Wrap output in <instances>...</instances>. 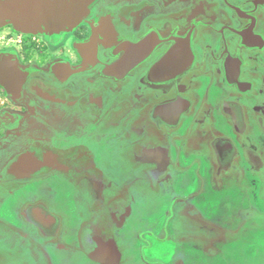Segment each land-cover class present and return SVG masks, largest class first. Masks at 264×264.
Returning <instances> with one entry per match:
<instances>
[{
    "label": "flooded vegetation",
    "instance_id": "flooded-vegetation-1",
    "mask_svg": "<svg viewBox=\"0 0 264 264\" xmlns=\"http://www.w3.org/2000/svg\"><path fill=\"white\" fill-rule=\"evenodd\" d=\"M34 1L0 0V264H264V0H45L39 10ZM104 20L112 30L98 31ZM121 32H159L162 48L148 46L147 59L125 62L131 66L119 77L109 69L121 99L92 109L101 115L86 119L59 107L54 93L35 92L40 74L86 65L82 43ZM193 35L196 55L187 54L193 58L181 72ZM171 50L178 51L169 56L172 70L155 73ZM109 53L100 55L110 65ZM224 74L232 86L222 85ZM160 82L166 92L184 83V96L198 97L179 126L167 109L144 126L143 101L156 97ZM131 105L140 112L136 127ZM132 149L141 162L179 165L173 179L141 194ZM79 151L98 172L99 189L86 193L69 170L57 169L70 167V157L79 169ZM101 207L114 218L130 212L115 233L124 253H108L116 258L107 263L75 250L89 212ZM62 211L82 217L68 223ZM156 246L167 251L150 253Z\"/></svg>",
    "mask_w": 264,
    "mask_h": 264
},
{
    "label": "water",
    "instance_id": "water-1",
    "mask_svg": "<svg viewBox=\"0 0 264 264\" xmlns=\"http://www.w3.org/2000/svg\"><path fill=\"white\" fill-rule=\"evenodd\" d=\"M43 1L45 2V0H35L34 2L36 3L32 5V9L35 7H36V10H39L40 8H42L44 5ZM46 1H52V0H46ZM259 2L262 4L263 0H260ZM67 7H68V4L66 3L65 8ZM257 10L258 9H256L254 12L256 13ZM196 12L197 14L201 13V16L203 14L202 11L200 10ZM134 15L135 14H133V16ZM192 20L197 21V17L195 16L194 19ZM210 21L212 20L208 19V22ZM196 23L197 24L194 26L197 27L198 22ZM250 26L245 27L244 31L239 30L241 32L243 31L242 32L243 36L241 35V39H244V35L246 36L249 34V31H252L253 27H250ZM97 28H98V31H101V32L102 31L106 32V31L113 29L112 27H110L109 20H104L103 22H100L97 25ZM121 33L122 34L118 33L117 35L110 36L109 40H107L106 42L101 41L100 39L99 40L93 39V40L87 41L86 43H82L80 47L81 48L85 47V51L83 52L86 56V61H87L86 65H83L79 68L68 67L66 68L63 74H57V75H56V69H54L52 70V73H51V75L52 74L54 75L52 79H51V75L49 74L47 76L40 74L38 76V79L41 80L42 84H38V85H40L41 89L38 88V85L37 87L34 85L37 90L35 92L44 93V94L49 93V95H53L51 93H54L53 96L55 98V102L58 100L57 104L60 105L59 107L63 109H67L69 113H71L72 111L77 112L76 110H78V113L86 119L93 117V116L96 117V116L101 115L100 113H97V112L92 113V109L104 110L107 108L108 104L110 103L116 104L118 103L119 99H121L120 86H116L115 81H114L115 76H113V74L116 75L115 71L118 72L117 77H119L120 76L119 74L122 70H126L128 67L131 66L125 62H130L132 60L136 61L137 60L136 55L140 57L141 60L143 58L145 60L147 59L146 55L148 54V51H147L148 46L155 45V44H159V45L162 44L161 43L162 34L159 32L156 37L154 36L155 32H149V33L146 32L144 33L142 37H137V34L135 33H127V34L125 32H121ZM134 37H135V40L133 39ZM152 39L154 41H151ZM193 39H194V35L190 39L191 44L189 43L188 39L185 40L186 47L181 52L183 53L182 57L184 58L182 59L183 61L186 62V66L188 63L192 61V58H193L191 56L187 57L188 53L192 52L193 54L194 52V49L192 47ZM108 46L114 47L113 50L110 51V53H109L110 48L109 49L107 48ZM160 48H162V45L160 46ZM107 52L111 56L110 57L111 61L112 62L114 61L116 66L113 65L114 63L109 65L110 63L109 61H107V63L103 62L104 60L101 58L100 53L105 54ZM170 52L169 53L167 52L168 54H165L167 56H165V58L163 59V62H161L160 64L161 66L155 69V71L157 70V72L155 73H158V72L162 73L164 72L163 70L165 71L172 70L171 69L172 63L170 62L171 58L169 59V56L172 55L173 53H175V55L177 56L178 51L176 50L174 52V50H171ZM121 53H122V56H121ZM101 63H104V64H101ZM186 66L184 65L181 68L178 67L179 71L182 72L184 70H187V68L190 67V66H187V67ZM110 68L113 73L111 76L108 75V71ZM171 73H173V71ZM223 76H224L223 78L225 79H223L222 85L232 86L226 74H224ZM109 78H111V80H109ZM161 84L162 83L160 82L159 88L158 90H156L157 95L155 98L153 99L149 98L146 101H143L142 108H141L143 109V113H141V115L143 114L144 126H146L149 123H153L155 121L158 123L157 118L159 117L161 118L163 116L162 110L164 109H167L171 117L175 118L174 119L175 121L172 123L177 124V126H179L178 124L181 123L183 119L182 115H184L185 111L187 112L188 109H193L197 107L198 97L194 96L193 98H188L184 96L185 94V91L183 89V87H185L184 83L183 84L178 83L177 85H172V87H170L169 92L168 91L166 92L165 88L164 90H162L163 87L161 86L165 84H162V85ZM32 87H33V84H32ZM92 94H95L93 98H91ZM194 94L195 95L197 94V90L194 92ZM183 101H186L185 107L183 105ZM93 102H95V105H92ZM229 102H232V99H230ZM180 104H182L181 107H180ZM186 107L188 109L184 110L183 108H186ZM135 109H137V107L132 106V105L128 106L129 112H128L127 118H128L129 124L130 122H132V125L136 127L140 112L137 113ZM147 111H149V113ZM147 119L149 120L148 122H146ZM117 123L118 125L120 124L119 122ZM113 124H116V123H113ZM82 152L79 151V153L76 155V157L78 156L77 158L74 155V158L76 160L73 159L75 161V164L78 165L79 163V169L77 168V170L75 171L71 169L72 168V157L68 159V161L71 162L70 167L69 166L64 167L62 165V166H59L60 168H57V169L61 171L69 170L70 171L69 173H71L76 178L77 183L79 184L80 188L87 193L89 189L94 187L93 184H95L97 189H99L101 185L99 186L98 184V182H100L99 178L97 177L98 172H95L93 164L90 161L89 155L86 152L85 153H82ZM54 156H58L62 158L63 156H66V154L60 155L58 152V154H55ZM84 161L88 162L87 166L90 167L92 175L95 176V180L92 176H89V174H87L89 173V171L85 172L83 170ZM169 161L167 162L170 163ZM161 165L163 164L161 163ZM173 177H174V174H173ZM134 180H136V182L138 181L139 185L141 184V186H139L138 188L141 190V194H143L144 196L146 194L148 195V193H151L153 190L156 189L155 185H156V182L158 181V179H154L153 181H150L148 184H146L148 180L143 179L142 175L138 177V180L136 178ZM159 189L160 188H157V190ZM115 213L116 212L110 211V209L108 208L105 210L102 207L99 210L95 209L89 212L90 216L85 221L83 227L80 230V234H79L80 245L76 247L75 250L81 253H85L86 255L90 257L92 256L97 261H102L106 263L108 260L112 262L115 260L114 258H116L115 255H112L111 257H109L108 253H112V254L124 253V249L121 246V244L120 243L117 244L118 235L115 237V233L117 232L116 231L117 229L120 230L123 227V224L126 223L127 219L129 218L130 212L129 210H127L121 214L118 213L119 214V216L117 215L118 218L117 217L114 218ZM112 218H114L113 219L114 221L113 223H110L109 220ZM54 231H53V234L56 233ZM109 239L113 241L110 242ZM105 256H107V258H105Z\"/></svg>",
    "mask_w": 264,
    "mask_h": 264
},
{
    "label": "crops",
    "instance_id": "crops-1",
    "mask_svg": "<svg viewBox=\"0 0 264 264\" xmlns=\"http://www.w3.org/2000/svg\"><path fill=\"white\" fill-rule=\"evenodd\" d=\"M151 152H153V151H151ZM127 157L129 160H132V164H133V167L135 168L136 174H139L138 171H140V170L143 172V175H142L143 179L148 180L146 184H148L150 181H153L154 179H158V181L156 182V185H155L156 189L162 188V184L160 182L162 181L163 178H167V176H169L171 173H173L175 175V173L177 171L176 169L179 168V165H177L176 163H173V164H172V162L168 163L166 160H159L157 162L155 160H150V161L148 160L146 162H141L140 158H139V153L136 152V149H132L131 154L129 153L127 155ZM152 157H153V155H152ZM161 163L163 165H161ZM167 164H169V165H167ZM174 165H175V167H174ZM161 166H163V167H161ZM214 167H213V170H214ZM174 169H175V171H174ZM240 241L242 242V240H240ZM233 263H234V261L232 260L231 264H233Z\"/></svg>",
    "mask_w": 264,
    "mask_h": 264
},
{
    "label": "rangeland",
    "instance_id": "rangeland-1",
    "mask_svg": "<svg viewBox=\"0 0 264 264\" xmlns=\"http://www.w3.org/2000/svg\"><path fill=\"white\" fill-rule=\"evenodd\" d=\"M71 201V200H70ZM152 205H155L154 203H152V202H150L149 203V206H152ZM66 209V208H65ZM136 210H137V208H136ZM64 217H65V219L67 220V222L68 223H70V222H74V219H73V217L72 216H74L75 217V215L74 214H77V216L78 215H80L81 217H82V214H80V213H73V212H68V211H62V212H60ZM76 220H77V217H76ZM131 236V235H130ZM259 238V237H258ZM257 238V239H258ZM259 240L261 241V242H264V236H261L260 238H259ZM131 240H129L128 241V239H126L125 240V242H127L128 243V245H129V243L131 244V242H130ZM250 246H253V244H251ZM130 247H132L131 245H129V248ZM260 249H259V252L260 253H262L263 255H264V247H262V246H260L259 247ZM249 250H250V248H248ZM251 249H253V247L251 248ZM165 250V249H164ZM163 250V248H160V247H158V246H156V248H154V250H152V251H149L150 253H155L156 254V256H158L160 253H161V251H164ZM167 250H165V252H166ZM245 251V249L244 248H238V250H237V253L238 252H244ZM164 252V253H165ZM168 252H169V250H168ZM196 261H194V260H190V263L189 264H194ZM202 264H205V263H203L202 262Z\"/></svg>",
    "mask_w": 264,
    "mask_h": 264
}]
</instances>
